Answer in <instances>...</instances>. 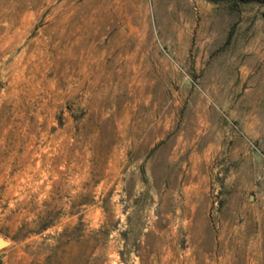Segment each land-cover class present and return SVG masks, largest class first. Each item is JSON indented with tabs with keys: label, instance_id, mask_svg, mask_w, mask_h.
Returning <instances> with one entry per match:
<instances>
[{
	"label": "rangeland",
	"instance_id": "obj_1",
	"mask_svg": "<svg viewBox=\"0 0 264 264\" xmlns=\"http://www.w3.org/2000/svg\"><path fill=\"white\" fill-rule=\"evenodd\" d=\"M0 240L264 264V0H0Z\"/></svg>",
	"mask_w": 264,
	"mask_h": 264
},
{
	"label": "bare ground",
	"instance_id": "obj_2",
	"mask_svg": "<svg viewBox=\"0 0 264 264\" xmlns=\"http://www.w3.org/2000/svg\"><path fill=\"white\" fill-rule=\"evenodd\" d=\"M64 1H65V0H64ZM63 5H64V4H63ZM63 5H62V6H63ZM63 14H64V13H63ZM63 14H62V15H63ZM66 14H67V13H66ZM66 14L63 15V19L67 17ZM61 20H62V19H61ZM61 22H62V21H61Z\"/></svg>",
	"mask_w": 264,
	"mask_h": 264
},
{
	"label": "water",
	"instance_id": "obj_3",
	"mask_svg": "<svg viewBox=\"0 0 264 264\" xmlns=\"http://www.w3.org/2000/svg\"><path fill=\"white\" fill-rule=\"evenodd\" d=\"M2 245V242H1V240H0V246Z\"/></svg>",
	"mask_w": 264,
	"mask_h": 264
}]
</instances>
